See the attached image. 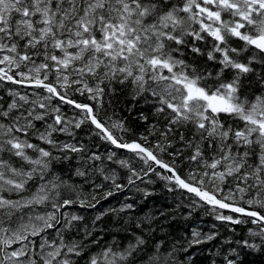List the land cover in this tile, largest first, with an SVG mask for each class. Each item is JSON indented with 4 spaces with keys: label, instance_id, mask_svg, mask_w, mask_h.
I'll use <instances>...</instances> for the list:
<instances>
[{
    "label": "snow or ice",
    "instance_id": "6c2138e0",
    "mask_svg": "<svg viewBox=\"0 0 264 264\" xmlns=\"http://www.w3.org/2000/svg\"><path fill=\"white\" fill-rule=\"evenodd\" d=\"M0 264H264V0H0Z\"/></svg>",
    "mask_w": 264,
    "mask_h": 264
},
{
    "label": "trees",
    "instance_id": "16d2710c",
    "mask_svg": "<svg viewBox=\"0 0 264 264\" xmlns=\"http://www.w3.org/2000/svg\"><path fill=\"white\" fill-rule=\"evenodd\" d=\"M155 199L157 201H165V202H170V200L167 198V194L165 192L157 191ZM204 223H207L209 221L208 217L203 218Z\"/></svg>",
    "mask_w": 264,
    "mask_h": 264
}]
</instances>
